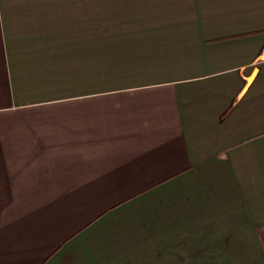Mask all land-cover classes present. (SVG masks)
Returning <instances> with one entry per match:
<instances>
[{"label": "crops", "instance_id": "crops-1", "mask_svg": "<svg viewBox=\"0 0 264 264\" xmlns=\"http://www.w3.org/2000/svg\"><path fill=\"white\" fill-rule=\"evenodd\" d=\"M84 1L0 0V264H264V0Z\"/></svg>", "mask_w": 264, "mask_h": 264}, {"label": "rangeland", "instance_id": "rangeland-1", "mask_svg": "<svg viewBox=\"0 0 264 264\" xmlns=\"http://www.w3.org/2000/svg\"><path fill=\"white\" fill-rule=\"evenodd\" d=\"M72 3V9H79L80 10H97V3L95 2H86L84 0H71ZM110 5V4H108ZM131 179H126V180H119L120 182H128ZM113 187H115V182L112 180L108 185L105 184V189L104 188H93L91 191L94 194H85V195H77V196H65L66 199H64V196H62V200H57L54 203V206H63L59 207L57 209H62L64 211L61 219H64L69 216H74L76 213L79 211L93 205L95 202L99 201L100 199L104 198L106 196L105 193H103L105 190L109 191ZM70 197V199H69ZM54 208V207H53ZM53 211V210H52ZM52 227V222L51 220H43L40 223V226L37 228H34V233L40 234L44 233L48 229Z\"/></svg>", "mask_w": 264, "mask_h": 264}, {"label": "built area", "instance_id": "built-area-1", "mask_svg": "<svg viewBox=\"0 0 264 264\" xmlns=\"http://www.w3.org/2000/svg\"><path fill=\"white\" fill-rule=\"evenodd\" d=\"M262 58H264V54H262Z\"/></svg>", "mask_w": 264, "mask_h": 264}]
</instances>
